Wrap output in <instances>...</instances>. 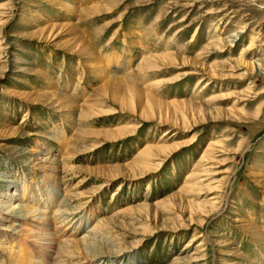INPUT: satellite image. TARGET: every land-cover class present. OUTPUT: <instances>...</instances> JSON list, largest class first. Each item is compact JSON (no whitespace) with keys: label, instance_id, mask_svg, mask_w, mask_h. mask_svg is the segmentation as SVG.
I'll use <instances>...</instances> for the list:
<instances>
[{"label":"rangeland","instance_id":"374dc122","mask_svg":"<svg viewBox=\"0 0 264 264\" xmlns=\"http://www.w3.org/2000/svg\"><path fill=\"white\" fill-rule=\"evenodd\" d=\"M32 262L264 264V0H0V264Z\"/></svg>","mask_w":264,"mask_h":264},{"label":"bare ground","instance_id":"6f19581e","mask_svg":"<svg viewBox=\"0 0 264 264\" xmlns=\"http://www.w3.org/2000/svg\"><path fill=\"white\" fill-rule=\"evenodd\" d=\"M22 209H23V211L25 212V216L27 217L28 216V214L29 213H33L34 215L36 214V215H39V220H37L38 222H41L42 220V222L47 226V225H49V223H47L46 222V219H44V217H45V215H44V211H38V210H34V209H29L28 208V205H24V206H22ZM16 210V209H15ZM29 212V213H28ZM28 213V214H27ZM35 218H36V216H35ZM36 219H38V218H36ZM35 220V219H34ZM48 220V219H47ZM72 222V221H71ZM47 223V224H46ZM39 224H42V223H39ZM15 226V225H14ZM25 229V228H24ZM33 230V229H32ZM36 230H39L38 231V233L39 232H42L43 230H45V229H42L39 225H38V227H36ZM35 230V228H34V230L33 231H36ZM33 231H32V233H33ZM26 232H28V231H26ZM44 232V231H43ZM35 233V232H34ZM37 233V234H38ZM36 234V233H35ZM34 235V234H33ZM44 235H45V232H44ZM44 235H43V237L42 238H39V239H41V240H43V241H47V243L51 246V245H53V243L52 242H54V240H56V239H54V238H45L44 237ZM49 235H50V237H51V234L48 232V234H47V237H49ZM37 236V235H36ZM35 236V237H36ZM54 239V240H53ZM38 240V239H37ZM70 241V240H69ZM69 241H67V242H69ZM78 240H72L71 242H70V244L72 243V242H74L75 244H80L81 242L79 241V243L77 242ZM59 242V241H58ZM62 244H64V243H62ZM82 244V243H81ZM61 245V244H60ZM64 246V245H63ZM81 246V245H80ZM43 255V254H42ZM56 260V259H55ZM8 262H11L10 260L8 261ZM13 264V263H12ZM31 264H38V263H31Z\"/></svg>","mask_w":264,"mask_h":264}]
</instances>
